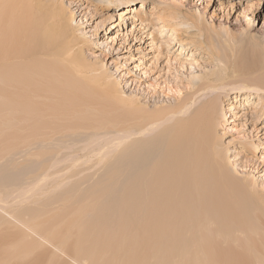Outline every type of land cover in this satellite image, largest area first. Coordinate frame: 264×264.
<instances>
[{"label": "rangeland", "instance_id": "374dc122", "mask_svg": "<svg viewBox=\"0 0 264 264\" xmlns=\"http://www.w3.org/2000/svg\"><path fill=\"white\" fill-rule=\"evenodd\" d=\"M117 1L63 0L74 12L71 37L79 47L77 53L71 55L75 59H70L71 56L64 55L59 46L64 39L55 32L53 37L56 42L50 45L51 50L45 58H51L46 62L49 67L57 69V77L64 75L61 79L74 82L73 87L85 92L88 103L79 105L76 109L79 112L72 113V116L87 125L63 128L53 136L54 140L49 139L48 142H19L16 148L15 144L10 147L3 144L11 129L0 124V191L9 200L7 203L0 200V215L5 218L4 224L0 222V229L1 226L7 228L9 224L11 229L23 230L29 235L26 238L28 241L39 243V235L26 230L12 216V213L15 216L24 214L21 218L27 222L30 218L27 214L37 212L58 217L59 228L63 225L68 229L69 222L79 218L82 225H101L104 231L116 236V240L120 237L117 245H123L127 241L125 239L132 235L136 238L141 228L129 220L135 206L127 198L136 196L131 189L136 191L142 184L147 185L155 161L163 155L166 147L163 131L174 123L175 106L190 92V78L193 75L208 77L213 73H223L227 89L230 86H245V92L230 94L223 101L225 118L218 129L222 144L229 148L225 168L239 183L244 181L253 187H248L250 192L243 191L250 196L244 193L242 197L249 210V224L233 228L231 236L226 239L221 236L217 239L224 247H238L245 240L247 243L250 241L252 247L253 243L258 244L259 250L253 249L256 257L253 264H262L264 110L261 113L257 111L261 109L264 95V0ZM77 2L82 5H74ZM45 14L51 16V11ZM51 39L49 35V43ZM63 62L66 68L64 65L61 67L66 71L59 65ZM229 104L234 109H228ZM99 118L103 121H96ZM125 134H132V137H125ZM117 138L121 139L119 142L122 141V145L119 142L117 145ZM114 143L115 147H112ZM91 149L94 155L99 150L98 157ZM102 151L104 157L108 156L99 159ZM83 157L86 159H83L84 162L76 167L70 166L73 159L76 158V163H79ZM60 160V164L53 170L51 168L55 175L52 173L48 178L50 181L35 188V179L51 163ZM97 162L99 165H95ZM56 178L58 181H55ZM32 187L33 191L24 194L27 199L19 202L18 199L24 198L16 197L19 191L23 193ZM2 207L12 213L8 214ZM190 231L187 227L186 232ZM68 235L71 237L69 231ZM183 236L185 238L179 241L186 246L191 240L188 235ZM70 240L73 242L74 239L71 237ZM69 241L66 246L71 245ZM171 245L174 246L173 243ZM42 246L35 250L36 254H48V260L53 258L60 264H103L94 251L93 262L91 256L83 258L84 254L62 253L50 242ZM67 248L63 247V250L69 252ZM160 248L147 250L142 263L184 264L182 258L190 256L186 251L170 252L167 256L164 253L166 245ZM108 254L104 252L103 258ZM199 256L203 257L200 253Z\"/></svg>", "mask_w": 264, "mask_h": 264}, {"label": "bare ground", "instance_id": "6f19581e", "mask_svg": "<svg viewBox=\"0 0 264 264\" xmlns=\"http://www.w3.org/2000/svg\"><path fill=\"white\" fill-rule=\"evenodd\" d=\"M108 3L114 4L113 2ZM77 4L82 5L79 2L74 3V5ZM48 10L51 11V16L45 14ZM74 22V12L64 4L63 0H0V124L11 129V132L4 138L5 146L10 147L14 144L16 146L19 142L37 140L48 142L63 128L87 125L85 122L74 120L72 116V113L79 112H76L79 105L88 103L85 92L73 87L74 82L61 79L64 75L57 77V69L49 67L46 62L51 58H45L51 50L50 45L56 42L53 37L55 32H58L60 38L64 39L59 45L64 55L70 57L73 52L77 53L79 46L74 37H71ZM49 35L53 38L50 43L48 42ZM71 58L74 57L71 56ZM59 65L60 67L64 65L63 67L66 68L64 62ZM64 68L62 70L66 71ZM81 69L79 71L82 72ZM59 70L63 73L61 69ZM82 73L84 74L85 70ZM202 77L193 75L190 78V92L175 106L173 111L175 121L163 131L166 143L164 153L155 161L147 185L142 184L136 191L131 189L136 196L127 198L128 202H132L131 205L135 206L134 214L129 220L141 228L140 235L136 238L132 235L125 239L127 240L125 243L122 240L123 245H117L121 241L120 237L116 240V236L107 230L104 231L101 225V227L97 224L82 225L80 218L71 220L67 229L63 225L59 228L56 216H45L32 212V214H27L30 218L26 222L21 218L24 214L15 216L11 212L26 230H32L39 235L40 241L39 243L34 240L28 241L26 238L29 235H26L23 230L22 233L16 228L11 229L9 224L7 228L1 226L0 264H60L53 258L48 260L50 257L48 254H36L35 250L38 247L49 244V242L62 253L67 255L75 253L77 256L84 254L83 258L91 256L93 262L95 259L92 258L94 256L92 251H94L99 256L98 261L102 260L103 264H143V259H145L143 257L147 250L152 247L159 249L164 245H166L164 253L167 256L170 252L171 254L176 251L178 253L188 252L189 258L186 259L185 255V259L182 258L184 264H253L256 258L253 249L254 251L259 250L258 244L253 243L252 247L249 244L250 241L247 243L248 241L245 240L238 247L231 245L224 247L217 239L219 236L226 239L227 236H231L233 228L239 229L249 224V210L245 206L243 196L246 191L250 192L248 188L250 186L244 181L242 184L239 183L236 177L233 176V178L230 171L225 168V160L229 159V155L226 154L229 148L222 144V136L218 129L225 118L224 98L233 93L245 92L243 91L245 86H230L227 89L226 77L223 73H213L208 77ZM262 98L261 109L257 111L260 113L264 110V95ZM228 109H234V106L229 104ZM82 120L86 121V118ZM96 121L102 122L103 119L99 118ZM131 135L127 134L125 137L129 138ZM119 138H117V145L122 143V141L119 142L121 140ZM123 139L125 140L124 137ZM99 143L104 145L102 142ZM114 145L115 143L112 147ZM85 147L88 148L87 145ZM100 149L103 150L101 147ZM69 150H71L70 147ZM96 151L95 153L98 154L99 150ZM103 151L99 159L108 156L104 157L102 154L105 151ZM97 154L93 153L94 156ZM84 157L79 163H76V158L73 159L70 166L76 167L84 162L86 160ZM54 162L35 179L33 183L35 188L43 182L50 181L48 178L53 173L51 168L53 170V167L62 161ZM98 162L95 165H99ZM66 169L69 171V168ZM56 179L55 181H58ZM33 190L34 187L23 193L19 191L16 197H24V194ZM32 197L31 195L30 198ZM6 198L8 196L0 191V200L7 203L9 200ZM25 199L27 198H20L18 201ZM3 207L1 209L7 213L10 212L8 208ZM1 221V224L5 223L2 215H0ZM210 226H213L212 230ZM187 227L191 230L190 233L186 232ZM68 231L74 239L73 242L70 240ZM183 235H188V239L191 240L186 246L179 241L185 238ZM68 241L71 245L66 246ZM36 243L37 245H34ZM172 243L174 246H170ZM63 247H69L67 248L69 252H65ZM104 252L109 253L105 258H103ZM164 253L161 255L163 256ZM199 253L203 257L199 256ZM181 255L180 253L179 256Z\"/></svg>", "mask_w": 264, "mask_h": 264}]
</instances>
